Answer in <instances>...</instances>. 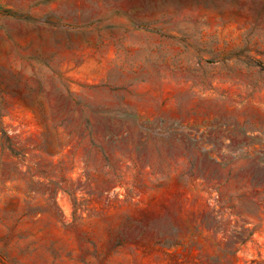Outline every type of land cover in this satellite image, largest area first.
<instances>
[{"label": "rangeland", "instance_id": "rangeland-1", "mask_svg": "<svg viewBox=\"0 0 264 264\" xmlns=\"http://www.w3.org/2000/svg\"><path fill=\"white\" fill-rule=\"evenodd\" d=\"M0 264H264V0H0Z\"/></svg>", "mask_w": 264, "mask_h": 264}]
</instances>
